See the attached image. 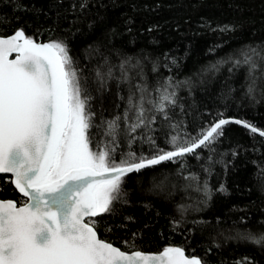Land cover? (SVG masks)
<instances>
[{
  "label": "trees",
  "instance_id": "16d2710c",
  "mask_svg": "<svg viewBox=\"0 0 264 264\" xmlns=\"http://www.w3.org/2000/svg\"><path fill=\"white\" fill-rule=\"evenodd\" d=\"M19 29L67 45L97 124L127 107L121 63L154 99L171 78L169 118L146 112L155 123L130 145L118 137L117 161L129 151L151 158L172 150L173 136L191 142L222 117L264 131V0H0V35ZM108 67L114 78L101 88L95 70ZM223 132L192 154L124 177L121 199L95 218L100 238L125 251L180 247L205 264H264V241L247 238L264 237V137L235 123ZM99 139L92 136L94 148ZM0 198L26 199L5 175Z\"/></svg>",
  "mask_w": 264,
  "mask_h": 264
},
{
  "label": "snow or ice",
  "instance_id": "6c2138e0",
  "mask_svg": "<svg viewBox=\"0 0 264 264\" xmlns=\"http://www.w3.org/2000/svg\"><path fill=\"white\" fill-rule=\"evenodd\" d=\"M125 63L119 65L118 84L129 83L127 107L122 116L101 118L97 124L87 78L82 84L65 43H38L22 29L0 37V175L26 198L19 206L0 200V264H202L179 247L159 254L121 250L99 237L95 218L111 212L121 199L128 174L207 147L229 123L262 137L264 131L246 121L221 118L191 142L173 136L172 150H158L151 158L129 151L117 161L118 137L130 145L138 129L155 123V115L149 118L146 112L167 120L169 106L176 104L171 78L157 87L154 99L143 85L131 84ZM95 78L104 88L114 78L113 68H97ZM93 135L101 138L95 148Z\"/></svg>",
  "mask_w": 264,
  "mask_h": 264
},
{
  "label": "water",
  "instance_id": "95a60500",
  "mask_svg": "<svg viewBox=\"0 0 264 264\" xmlns=\"http://www.w3.org/2000/svg\"><path fill=\"white\" fill-rule=\"evenodd\" d=\"M20 30V29H19ZM14 34V33H13ZM10 35H12V34H10ZM10 35H7V36H2V35H0V37H8V36H10ZM38 43H48L47 41H44V42H41V41H37ZM222 118H224V119H230V120H241V121H246V120H243V119H239V118H234V117H222ZM221 119V118H220ZM219 120V119H218ZM218 120H216L215 122H217ZM214 122V123H215ZM246 122H248V121H246ZM214 123H212L209 127H211ZM248 123H250V122H248ZM230 124V123H229ZM251 124V123H250ZM251 125H253V124H251ZM243 126V125H242ZM254 126V125H253ZM254 127H256V126H254ZM257 129H259L258 127H256ZM259 130H261V129H259ZM261 131H263V130H261ZM257 134H259V133H257ZM200 149V148H199ZM196 150H198V149H196ZM195 150V151H196ZM0 200H13V199H1L0 198ZM13 201H15V200H13ZM17 202V201H16ZM18 204V203H17ZM18 206H19V204H18ZM98 233V232H97ZM99 235V234H98ZM100 237V236H99ZM102 239V238H101ZM104 240V239H103ZM106 241V240H105ZM111 243V242H110ZM114 245V244H113ZM115 247H118V246H116V245H114ZM120 248V247H119ZM180 248V247H179ZM121 249V248H120ZM182 249V248H181ZM121 250H123V249H121ZM184 250V249H183ZM125 251V250H124ZM163 251V250H162ZM162 251H160V252H143V253H145V254H159V253H161ZM128 252H132V251H128ZM142 252V251H141ZM184 252H185V250H184ZM185 255L186 256H188L189 258H191V257H198V256H194V255H188L186 252H185ZM199 258V257H198ZM202 264H205L204 262H202Z\"/></svg>",
  "mask_w": 264,
  "mask_h": 264
},
{
  "label": "bare ground",
  "instance_id": "6f19581e",
  "mask_svg": "<svg viewBox=\"0 0 264 264\" xmlns=\"http://www.w3.org/2000/svg\"><path fill=\"white\" fill-rule=\"evenodd\" d=\"M262 130V129H261Z\"/></svg>",
  "mask_w": 264,
  "mask_h": 264
}]
</instances>
